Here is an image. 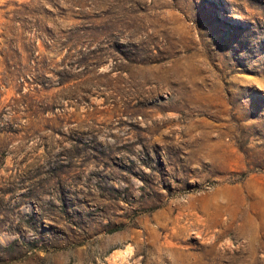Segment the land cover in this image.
Instances as JSON below:
<instances>
[{"label":"rangeland","instance_id":"rangeland-1","mask_svg":"<svg viewBox=\"0 0 264 264\" xmlns=\"http://www.w3.org/2000/svg\"><path fill=\"white\" fill-rule=\"evenodd\" d=\"M0 264H264V0H0Z\"/></svg>","mask_w":264,"mask_h":264},{"label":"bare ground","instance_id":"bare-ground-1","mask_svg":"<svg viewBox=\"0 0 264 264\" xmlns=\"http://www.w3.org/2000/svg\"><path fill=\"white\" fill-rule=\"evenodd\" d=\"M123 250V249H122ZM130 251V250H129ZM122 252H120V254H121ZM126 253V252H125ZM119 253H117V254H115V257L117 258V256H119L120 255ZM127 254V253H126ZM123 255V254H122ZM120 257V256H119ZM115 258V259H116ZM119 260V259H118ZM116 263V262H115Z\"/></svg>","mask_w":264,"mask_h":264}]
</instances>
